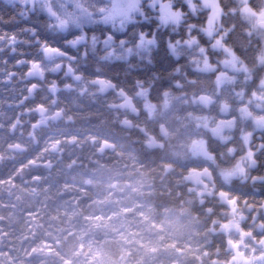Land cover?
I'll return each mask as SVG.
<instances>
[{"label": "clouds", "instance_id": "9594fccd", "mask_svg": "<svg viewBox=\"0 0 264 264\" xmlns=\"http://www.w3.org/2000/svg\"><path fill=\"white\" fill-rule=\"evenodd\" d=\"M0 264H264V0H0Z\"/></svg>", "mask_w": 264, "mask_h": 264}]
</instances>
